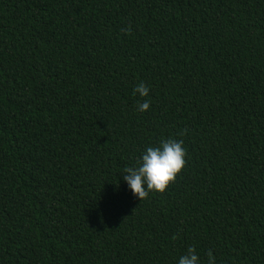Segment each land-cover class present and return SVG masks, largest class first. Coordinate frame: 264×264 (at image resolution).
I'll return each mask as SVG.
<instances>
[{
  "label": "trees",
  "instance_id": "16d2710c",
  "mask_svg": "<svg viewBox=\"0 0 264 264\" xmlns=\"http://www.w3.org/2000/svg\"><path fill=\"white\" fill-rule=\"evenodd\" d=\"M168 137L185 166L139 200L120 174ZM189 246L264 264V0H0V264Z\"/></svg>",
  "mask_w": 264,
  "mask_h": 264
},
{
  "label": "clouds",
  "instance_id": "9594fccd",
  "mask_svg": "<svg viewBox=\"0 0 264 264\" xmlns=\"http://www.w3.org/2000/svg\"><path fill=\"white\" fill-rule=\"evenodd\" d=\"M134 93L141 98L148 97L149 87L140 82L134 88ZM149 108L150 100L143 99L137 104L136 111L143 113ZM185 157L186 149L182 139L161 138L158 144L144 148L135 165L124 168L120 178L131 193L141 200L150 192L165 191L185 166ZM176 264H201V261L196 249L189 246L186 252L178 257ZM207 264H216V257L212 253L208 254Z\"/></svg>",
  "mask_w": 264,
  "mask_h": 264
}]
</instances>
